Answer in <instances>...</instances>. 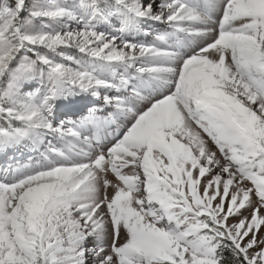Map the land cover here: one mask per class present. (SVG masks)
<instances>
[{
  "label": "snow or ice",
  "instance_id": "snow-or-ice-1",
  "mask_svg": "<svg viewBox=\"0 0 264 264\" xmlns=\"http://www.w3.org/2000/svg\"><path fill=\"white\" fill-rule=\"evenodd\" d=\"M0 264H264V0H0Z\"/></svg>",
  "mask_w": 264,
  "mask_h": 264
},
{
  "label": "bare ground",
  "instance_id": "bare-ground-1",
  "mask_svg": "<svg viewBox=\"0 0 264 264\" xmlns=\"http://www.w3.org/2000/svg\"><path fill=\"white\" fill-rule=\"evenodd\" d=\"M2 159H3V158H2V157H0V160H1V161H2Z\"/></svg>",
  "mask_w": 264,
  "mask_h": 264
}]
</instances>
